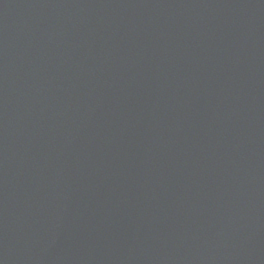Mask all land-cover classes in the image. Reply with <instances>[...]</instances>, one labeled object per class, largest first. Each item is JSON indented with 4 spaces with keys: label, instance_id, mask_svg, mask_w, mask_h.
Here are the masks:
<instances>
[{
    "label": "water",
    "instance_id": "95a60500",
    "mask_svg": "<svg viewBox=\"0 0 264 264\" xmlns=\"http://www.w3.org/2000/svg\"><path fill=\"white\" fill-rule=\"evenodd\" d=\"M0 264H264V0H0Z\"/></svg>",
    "mask_w": 264,
    "mask_h": 264
}]
</instances>
